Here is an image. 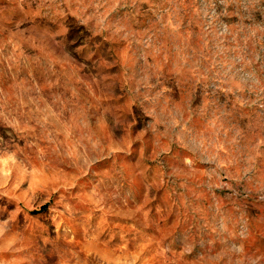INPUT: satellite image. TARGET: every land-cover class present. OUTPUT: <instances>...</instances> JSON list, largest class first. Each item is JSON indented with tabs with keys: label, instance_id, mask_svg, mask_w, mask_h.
<instances>
[{
	"label": "rangeland",
	"instance_id": "1",
	"mask_svg": "<svg viewBox=\"0 0 264 264\" xmlns=\"http://www.w3.org/2000/svg\"><path fill=\"white\" fill-rule=\"evenodd\" d=\"M0 264H264V0H0Z\"/></svg>",
	"mask_w": 264,
	"mask_h": 264
}]
</instances>
